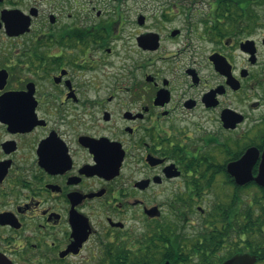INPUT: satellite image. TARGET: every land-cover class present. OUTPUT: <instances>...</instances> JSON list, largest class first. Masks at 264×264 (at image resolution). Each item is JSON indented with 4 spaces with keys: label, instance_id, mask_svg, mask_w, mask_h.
Masks as SVG:
<instances>
[{
    "label": "flooded vegetation",
    "instance_id": "1",
    "mask_svg": "<svg viewBox=\"0 0 264 264\" xmlns=\"http://www.w3.org/2000/svg\"><path fill=\"white\" fill-rule=\"evenodd\" d=\"M135 1L0 0L5 262L110 264L143 219L185 244L218 181L264 189L228 171L264 152V22L238 0L193 18L201 0Z\"/></svg>",
    "mask_w": 264,
    "mask_h": 264
},
{
    "label": "trees",
    "instance_id": "2",
    "mask_svg": "<svg viewBox=\"0 0 264 264\" xmlns=\"http://www.w3.org/2000/svg\"><path fill=\"white\" fill-rule=\"evenodd\" d=\"M241 5L252 7L250 0H238V6ZM259 194L252 200L238 197L232 206L213 208L209 215L210 226L185 244L178 238L164 236L165 233L161 232L165 229L157 236L147 231L138 255L121 253L110 264H163L166 261L173 264H220L236 252L256 254L259 258L257 264H264V189ZM219 219L223 220V227H219ZM233 241L237 246L228 248L220 257L218 254L224 245H232Z\"/></svg>",
    "mask_w": 264,
    "mask_h": 264
},
{
    "label": "rangeland",
    "instance_id": "3",
    "mask_svg": "<svg viewBox=\"0 0 264 264\" xmlns=\"http://www.w3.org/2000/svg\"><path fill=\"white\" fill-rule=\"evenodd\" d=\"M172 1H176V0H170V2ZM213 0H201V3H199L195 8V12H193L192 14V18L195 16V13H198L200 14L201 16H206L209 11H210V3L212 2ZM256 1L257 3L256 4H252V11H251V15H257L259 16L261 19L260 22H264V1L260 0H254ZM151 3V1H149ZM136 6H146V4L148 3V0H136L135 2H133ZM191 0H189L188 4L191 5ZM198 15H196L197 17ZM208 50L211 49L209 47H207ZM225 181V180H224ZM223 181L222 182H217V184L215 185V187H213V189L211 191H209V194L207 195V202L205 203V209H209L210 211L213 210V206L215 204V202L217 200H220V201H223L225 203V201H227L230 197L229 196H234L236 194L237 197L245 200V201H248V200H252L251 198L254 197V196H259V192H261V190L259 189V187L257 186H250L248 188H245V189H241V190H238L236 192V190L233 188V187H225L224 185H222ZM238 199V198H237ZM259 207L256 206V209H258ZM149 221L148 220H144L142 221V224L140 225V228H139V233L142 235V238L145 236V234L147 233V231L150 233V232H153V228L151 227V225L148 223ZM192 233V232H191ZM236 238V237H234ZM237 244L235 241H233V244L232 245H228V247L226 248H234L236 247ZM226 250H222L219 252V256L221 257L222 255H225L226 254ZM237 253V252H236ZM235 254V253H234Z\"/></svg>",
    "mask_w": 264,
    "mask_h": 264
},
{
    "label": "water",
    "instance_id": "4",
    "mask_svg": "<svg viewBox=\"0 0 264 264\" xmlns=\"http://www.w3.org/2000/svg\"><path fill=\"white\" fill-rule=\"evenodd\" d=\"M261 158V162L258 169V174L255 176L253 169ZM229 173L236 178L238 186H245L250 182H255L262 188H264V152L257 147H251L243 155V157L237 162L231 163L228 166ZM258 256L251 252H237L224 260L220 264H257ZM0 264H10L0 259ZM163 264H173L170 261H166Z\"/></svg>",
    "mask_w": 264,
    "mask_h": 264
}]
</instances>
